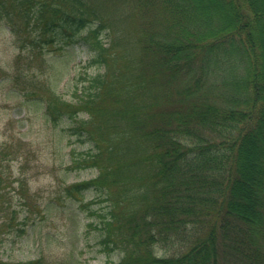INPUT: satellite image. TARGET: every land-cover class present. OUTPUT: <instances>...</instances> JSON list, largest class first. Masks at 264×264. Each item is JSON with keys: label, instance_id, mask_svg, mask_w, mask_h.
<instances>
[{"label": "trees", "instance_id": "16d2710c", "mask_svg": "<svg viewBox=\"0 0 264 264\" xmlns=\"http://www.w3.org/2000/svg\"><path fill=\"white\" fill-rule=\"evenodd\" d=\"M2 20L33 58L80 45L103 67L45 103L88 144L70 166L96 175L64 191L96 194L103 264H264V0H0Z\"/></svg>", "mask_w": 264, "mask_h": 264}, {"label": "rangeland", "instance_id": "374dc122", "mask_svg": "<svg viewBox=\"0 0 264 264\" xmlns=\"http://www.w3.org/2000/svg\"><path fill=\"white\" fill-rule=\"evenodd\" d=\"M142 13L123 27L134 30L141 21L159 24L167 17L161 4ZM89 59L90 52L80 45L33 58L0 21V264H103L118 259L117 253L108 256L99 250L96 231L86 224L92 217L88 207H98L97 202L87 204L96 194L86 191L78 200L64 191L67 184L96 175L93 167L70 166L72 151H84L88 144L69 133L67 121L53 124L45 116L49 90L74 102L87 83L85 75L103 70ZM18 68L16 83L12 77ZM31 78L48 86L32 88L40 99L25 95ZM177 245L167 254L175 253Z\"/></svg>", "mask_w": 264, "mask_h": 264}]
</instances>
